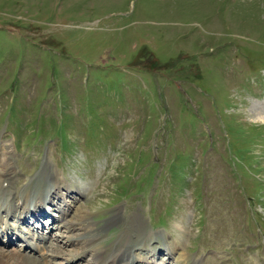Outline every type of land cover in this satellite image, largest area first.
I'll return each instance as SVG.
<instances>
[{
	"label": "rangeland",
	"instance_id": "rangeland-1",
	"mask_svg": "<svg viewBox=\"0 0 264 264\" xmlns=\"http://www.w3.org/2000/svg\"><path fill=\"white\" fill-rule=\"evenodd\" d=\"M261 101L264 0H0V167L15 195L72 190L48 221L78 229L46 221L48 248L26 250L51 264L113 212L102 249L147 239L134 264H264Z\"/></svg>",
	"mask_w": 264,
	"mask_h": 264
},
{
	"label": "bare ground",
	"instance_id": "bare-ground-1",
	"mask_svg": "<svg viewBox=\"0 0 264 264\" xmlns=\"http://www.w3.org/2000/svg\"><path fill=\"white\" fill-rule=\"evenodd\" d=\"M256 111H257L256 112V120L259 119V120L264 121V101H261V103L258 106V109ZM9 164H10V162H9ZM9 164H8V162L6 163V162L2 161L1 167H0V221L2 222V226H0V230H2V232L4 230V232L7 233V234H4V233L2 234V232L0 231V236H2V235L8 236L9 237L8 242L11 240H13V242H14V240H15L14 236L20 235L18 232V229L16 231H14V228L9 229L11 227H8L9 225H12L14 223L11 224V223H8L6 221V218L10 219L9 216L14 215V214L18 216V221L20 220L23 222V223H21L20 221L18 222L17 218H14L11 216L13 221H17V224H14V225H17L18 228H19V224H24V225L29 226L28 221L33 219V221L39 222V225H36V227H33V228H35V230L43 229V228H46V227H49L52 225H54L53 227L57 226V228H64L67 225L66 227L67 228L69 227L70 231L72 229H78L74 224H68L67 219H66L65 210H61L60 220H59V217H58V219L54 218L52 223H51V220L48 221L50 216L47 215L46 213L41 214L40 211H39V213H37V218L30 217L33 214V212H35V211H37V209L41 208V207L37 208L40 205H42V206H45V205L47 206V204L52 205V206L56 205V203H54V201H52V199H53V196H56V194H57V191H56L57 188H63L65 191H72V190L66 189L67 186H65V187L64 186L62 187V185L57 186L59 181L57 179H54L53 176H51L50 179L52 178V180H49V182L46 185V188L48 187V185H50V187H48L49 189L47 188L48 191L44 190V191L39 192V190L35 189V191L31 194H29V192H27V191H22V192H20V194H17L18 195L17 196V195H15L16 193H14L15 187L13 188V185H14L13 183H14V178H15V170L12 167V165L9 166ZM43 178L47 179L44 176H43ZM44 179H42V180L44 181ZM30 195H32V197L34 196V200L32 199V202H30L28 200V197H30ZM18 201H21V203H18ZM20 204L23 205L21 210H20ZM18 212H19V214H17ZM25 213H28L29 215L30 214L31 215L29 216L28 214L26 215ZM46 216H48L47 219H44ZM38 217H41V219ZM27 218H29V220ZM91 218H92V216H91ZM118 218H119L118 212H113L112 215H110L104 221L103 225L98 226V225H93V223L91 222V220L88 217V214L82 216L81 219L79 220V222L85 223V225L83 227H81L82 231L77 235L67 234L64 236V238L67 239L66 242H70L71 244H74L75 242H81V240H83V243L85 242V245L82 247V250H80V251H73V252L71 251L69 253V256L65 259V261H66L65 264L78 263L81 259H83L82 258L83 256H85L86 254H90V253H93L94 256H95V254H96V256H98V258L96 257V261H95L96 264H134V261L137 260V258H138V254L136 256L134 255L136 248H140L141 250H143V252L147 248H149V249L152 248L150 246L151 244L147 241V239L146 240L135 239L136 240L135 246H138L136 248H133L132 246H131L132 248H129L126 244L119 245V244H121V243H119V244H117L118 247L116 249L110 250L109 252L106 251L107 249L106 250L102 249L101 241L104 238V236L102 235L103 232H105V229H107L108 226L115 224L118 221ZM40 221H41V223H40ZM46 221L50 222V224H52V225H50V224L48 225L46 223ZM44 222L46 223L47 226L42 228L41 226L45 225ZM127 223H129V222H127ZM6 225H8V226H6ZM137 226H133L134 227L133 229H127L125 226H123L121 231H126V234H128L129 236H131V235L133 236V234H136V232L134 230L138 231V229H139V224H137ZM29 229L31 231L33 230L32 227H30V226H29ZM45 236L42 235L39 238L37 237L39 242H45L47 240H48V242H50L49 240L51 238H53V235H51V236L48 235L49 238H48V236L47 237H45ZM41 239H42V241H41ZM53 240H55V238ZM52 241H51V243H52ZM32 244H34V245H32ZM0 245L4 246V245H2L1 242H0ZM1 246H0V264H51L52 259H53L52 256L56 257V256L61 255V253H59V252L58 253L53 252L54 250H52V252H49L50 255L48 254V252H46L44 255H40L38 257L36 255H32V254L26 252L27 249L33 250L35 248H39L38 243H31L29 248L27 246V248L23 247V249H21V250H16V249H20L19 247L13 249L12 246H8L9 248L12 249V251L5 249L4 247H7L6 245L4 247H1ZM57 246H59V244H57ZM60 247H64V244L60 243L59 248ZM22 250H24L25 252ZM56 250H58V249H56ZM64 250H66V249H64ZM37 251H38L37 255H39V252H40L39 249H37ZM37 251L35 250V252H33V253L36 254ZM30 252H32V251H30ZM14 253H16L18 256H14ZM148 260H150V258ZM152 260L156 261L157 263H160L157 259L156 260L152 259Z\"/></svg>",
	"mask_w": 264,
	"mask_h": 264
}]
</instances>
